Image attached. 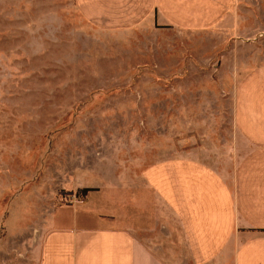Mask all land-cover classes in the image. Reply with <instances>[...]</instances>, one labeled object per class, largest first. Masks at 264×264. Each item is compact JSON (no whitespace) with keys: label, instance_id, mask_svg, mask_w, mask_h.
Masks as SVG:
<instances>
[{"label":"rangeland","instance_id":"rangeland-1","mask_svg":"<svg viewBox=\"0 0 264 264\" xmlns=\"http://www.w3.org/2000/svg\"><path fill=\"white\" fill-rule=\"evenodd\" d=\"M246 59L264 63V32L236 38L151 19L108 28L75 0H0V175L12 181L3 198H18L2 210L10 225L45 220L49 198L82 203L66 189L74 182L163 158L196 156L229 175L249 149L233 120ZM23 229L0 230V250L20 256Z\"/></svg>","mask_w":264,"mask_h":264},{"label":"crops","instance_id":"crops-1","mask_svg":"<svg viewBox=\"0 0 264 264\" xmlns=\"http://www.w3.org/2000/svg\"><path fill=\"white\" fill-rule=\"evenodd\" d=\"M75 3L108 28L151 19L185 30L224 27L236 38L264 32V0ZM239 62L245 73L235 85L233 120L249 149L229 175L196 156L163 158L140 173L130 168L100 184L66 186L91 190L82 203L57 206L49 198L47 218L26 229L2 211L18 198H3L12 181L0 175V230H25L20 256L0 250V264H264V63Z\"/></svg>","mask_w":264,"mask_h":264},{"label":"trees","instance_id":"trees-1","mask_svg":"<svg viewBox=\"0 0 264 264\" xmlns=\"http://www.w3.org/2000/svg\"><path fill=\"white\" fill-rule=\"evenodd\" d=\"M91 190L90 188H82V189H79L77 192L80 194V195H86L87 192Z\"/></svg>","mask_w":264,"mask_h":264},{"label":"built area","instance_id":"built-area-1","mask_svg":"<svg viewBox=\"0 0 264 264\" xmlns=\"http://www.w3.org/2000/svg\"><path fill=\"white\" fill-rule=\"evenodd\" d=\"M76 195H74L73 197H75ZM81 202H82V200H81Z\"/></svg>","mask_w":264,"mask_h":264}]
</instances>
